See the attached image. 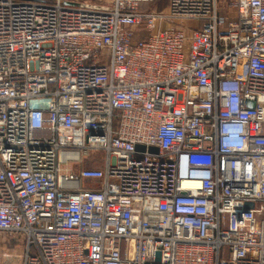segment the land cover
Here are the masks:
<instances>
[{"label":"built area","instance_id":"1","mask_svg":"<svg viewBox=\"0 0 264 264\" xmlns=\"http://www.w3.org/2000/svg\"><path fill=\"white\" fill-rule=\"evenodd\" d=\"M155 2L0 0L19 264H264V0Z\"/></svg>","mask_w":264,"mask_h":264},{"label":"rangeland","instance_id":"2","mask_svg":"<svg viewBox=\"0 0 264 264\" xmlns=\"http://www.w3.org/2000/svg\"><path fill=\"white\" fill-rule=\"evenodd\" d=\"M111 1V0H100ZM221 2H229L230 0H220ZM168 0H156L153 4L154 8L165 9ZM19 243L13 241L11 237L0 232V264H19V254L22 252V248ZM7 252L8 257H3V253Z\"/></svg>","mask_w":264,"mask_h":264},{"label":"water","instance_id":"3","mask_svg":"<svg viewBox=\"0 0 264 264\" xmlns=\"http://www.w3.org/2000/svg\"><path fill=\"white\" fill-rule=\"evenodd\" d=\"M138 147H139V148H144L142 145H139ZM151 149L155 150L156 148L151 147ZM247 206H252V203H248Z\"/></svg>","mask_w":264,"mask_h":264}]
</instances>
